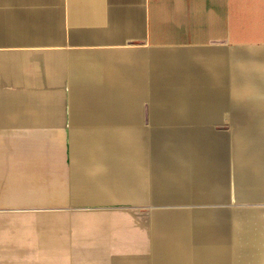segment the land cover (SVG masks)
<instances>
[{
    "label": "crops",
    "instance_id": "0c3cea01",
    "mask_svg": "<svg viewBox=\"0 0 264 264\" xmlns=\"http://www.w3.org/2000/svg\"><path fill=\"white\" fill-rule=\"evenodd\" d=\"M258 109L233 130L237 172L247 155L263 162L264 0H0V260L6 248H53L68 190L83 198L85 142L118 144L131 170L151 156L180 172L154 180L173 192L159 201H212L234 183L213 182L228 139L211 126Z\"/></svg>",
    "mask_w": 264,
    "mask_h": 264
},
{
    "label": "rangeland",
    "instance_id": "374dc122",
    "mask_svg": "<svg viewBox=\"0 0 264 264\" xmlns=\"http://www.w3.org/2000/svg\"><path fill=\"white\" fill-rule=\"evenodd\" d=\"M259 112L260 109L250 121L231 124L229 123L231 110H225L223 120L228 121L212 124V131L224 133L228 139V166L225 162L218 172L213 173L215 175L213 182L234 183V189L223 190L225 195L221 192L212 193V198H218L212 201L201 202L198 197L182 201L179 199L170 202L159 201L153 196L170 197L173 192L169 188H153L155 181L171 184L175 178H178L180 172H170L171 166L165 164L160 166L155 157L151 156L149 168L144 166L142 171L131 170L125 165L117 164L119 159L128 155V152L118 144L114 145L110 140H100L94 146L91 141L85 142L87 139L85 138L83 198H79L76 202L72 188L68 190V210L63 211L65 217L62 221L58 224L54 222L52 233L48 238V243L53 248H6L5 250L9 251L0 262L3 261L4 264H203L194 259L200 253L196 252V248H208L218 241L214 242V239L205 241L204 235H198L209 232L212 234V229L207 224L205 229L198 232L196 227L194 230L193 224L196 226L205 219L203 211L212 209L221 212L223 224L222 230H219L220 227L218 230L223 231L224 238L220 242L222 248L226 247L230 250L231 257L228 264H233L232 249L235 248L236 232L243 231L237 228L238 211L255 210L264 213V198L254 199L251 194L253 191H261L264 197V151L260 156L263 161L261 165H257L259 162L256 158L247 155L244 158L249 165L237 172L232 159V139L235 132L233 130L250 125L251 120L255 119ZM106 136L116 138L111 135ZM143 141L144 139L141 140L140 150L146 157L147 150L142 144ZM119 153L123 158H119ZM222 160L226 161V158ZM238 179L260 183L262 188L242 189L240 184L238 187L236 185ZM190 190L187 189L185 196L189 195ZM194 191L203 193L206 190ZM194 191L190 193H195ZM78 192L80 193L81 190L79 189ZM176 195L182 196L179 193ZM79 197H82L81 193ZM170 211H174L173 214L178 217L176 223L155 219L158 213ZM183 212L185 214H182ZM182 216L189 219L186 220L187 223L184 220L180 221L179 218ZM187 229L189 232L186 231ZM157 237L163 239L161 246L156 245ZM150 243L156 248H152ZM163 248H181V252L176 254L180 259H162L163 255L169 253Z\"/></svg>",
    "mask_w": 264,
    "mask_h": 264
},
{
    "label": "bare ground",
    "instance_id": "6f19581e",
    "mask_svg": "<svg viewBox=\"0 0 264 264\" xmlns=\"http://www.w3.org/2000/svg\"><path fill=\"white\" fill-rule=\"evenodd\" d=\"M219 213V211H215L212 215H206L204 220L196 224L197 232L198 230L205 229L207 224L208 227L212 229V239H214V242L218 241V243L213 245L212 248H196V252L200 253L196 256V258H194L195 261L202 262L203 264L229 263L231 257L230 250L228 248H222L223 246L220 242L224 238V233L223 231L219 232L220 229L222 230L221 226L223 224V218ZM236 217L239 222L237 228L243 229V231L240 230L236 232L237 239L234 241L235 248L232 249V253L234 254L233 264H264V213H260L255 210L238 211ZM164 218H171L169 221L173 223L177 222V220L172 217ZM186 231H188V229ZM198 235L210 237L206 233ZM163 249L165 251H169V253H167V255H163L162 259H180L176 254L181 252V248ZM182 256L185 255L182 254Z\"/></svg>",
    "mask_w": 264,
    "mask_h": 264
}]
</instances>
